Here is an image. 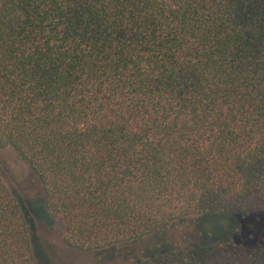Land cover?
I'll use <instances>...</instances> for the list:
<instances>
[{"label":"trees","instance_id":"1","mask_svg":"<svg viewBox=\"0 0 264 264\" xmlns=\"http://www.w3.org/2000/svg\"><path fill=\"white\" fill-rule=\"evenodd\" d=\"M0 148L34 171L72 249L190 219L227 236L264 213V0H0ZM32 241L0 174V264H38ZM127 264H264V247Z\"/></svg>","mask_w":264,"mask_h":264},{"label":"rangeland","instance_id":"2","mask_svg":"<svg viewBox=\"0 0 264 264\" xmlns=\"http://www.w3.org/2000/svg\"><path fill=\"white\" fill-rule=\"evenodd\" d=\"M0 174L29 218L32 246L38 264H127L155 250L189 248L196 244H206L227 238L241 240L250 246L264 247V213H262L234 220L231 222L233 230L223 237L216 232L215 237L207 238L200 235V232L202 225L209 227L217 223V226L228 227V222L224 219L202 222L190 219L175 222L163 231L160 230L136 242L117 244L97 252L75 250L66 245L56 230L54 222L46 217L44 191L40 180L29 165L24 163L11 148H0ZM30 208L35 210L33 215Z\"/></svg>","mask_w":264,"mask_h":264}]
</instances>
